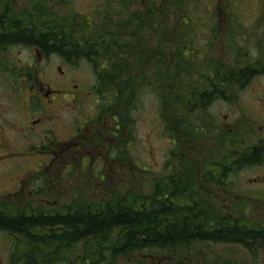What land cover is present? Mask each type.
Returning <instances> with one entry per match:
<instances>
[{"label":"trees","instance_id":"16d2710c","mask_svg":"<svg viewBox=\"0 0 264 264\" xmlns=\"http://www.w3.org/2000/svg\"><path fill=\"white\" fill-rule=\"evenodd\" d=\"M193 1L151 0L150 9L135 10L126 16L120 9L127 10L128 5L114 0L104 8L100 20L93 24L84 23L76 28L72 21L71 27L54 26L38 18L39 26L27 19L23 31L0 35V52L9 46L37 47L46 54L55 53L70 62L85 60L95 73L92 90L101 99L100 112L118 119L122 114L127 133L133 129V113L138 110L141 96L145 92L155 95L159 103V119L165 134L174 144L170 156H174L172 165L167 158L164 167L169 170L171 166L172 175L155 179L156 191L151 198L150 195L115 192L111 194L105 210L97 207L91 211L92 214L106 215L61 219L68 231L55 237L57 246L27 250L11 264H76L70 257V251L64 249L72 240L78 241L98 234L99 230L110 232L119 227L123 237L118 243L123 242V249L106 252L108 261L101 264H111L118 257L136 251L172 253L178 245H184L181 241L186 242L190 249L196 242H209L264 250L263 231L228 226L217 215L221 214L219 206L199 200L197 193L190 190L199 179L219 178L221 181L225 176L209 172L206 167L196 168L186 161L184 152L189 147L194 153L197 145L205 143L206 135L218 131L215 120L207 114V109L216 100L233 104L239 88L243 89L253 79L264 76V48L259 47L255 59L249 58L241 48L235 51L229 48L243 67L234 69L216 64L212 61L211 52L209 54L194 46L196 38L207 35L199 29L196 31V27L204 26L209 30L208 35L215 38L217 27H211L209 22L213 20L216 23L215 18H209V9L203 14L196 11L191 7ZM170 5L174 7L173 17L178 14L177 22L172 26L165 19V10L172 11ZM233 19L231 16L230 20ZM260 34L264 37V29ZM245 149L236 152V173L264 160L263 144ZM218 158L219 152L206 155L209 162ZM165 183H169L171 189ZM185 187L189 189L188 198ZM77 214L90 213L83 212L81 208ZM0 220L1 227L14 232L28 231V226L31 231V226L41 223L47 225L46 221L36 218L7 221L2 217ZM25 236L29 241L39 242L30 235ZM82 251L81 256L86 255L87 252ZM144 263L141 261L140 264Z\"/></svg>","mask_w":264,"mask_h":264},{"label":"flooded vegetation","instance_id":"af4514ba","mask_svg":"<svg viewBox=\"0 0 264 264\" xmlns=\"http://www.w3.org/2000/svg\"><path fill=\"white\" fill-rule=\"evenodd\" d=\"M19 1L22 9L27 6L23 0ZM13 2L14 0H0V35L10 32L9 25L12 22H8L7 18L13 10H17L13 7ZM41 8L46 10L45 5ZM14 23L15 27L11 33L17 30L23 31L21 29L24 26L23 20L16 19ZM13 47L17 46L7 47L1 52V56L8 57L9 54L12 56ZM32 49L36 54L37 64H39L38 61L59 56L55 53L46 54L37 47ZM65 59L62 57L61 60L65 62ZM30 67L33 69L32 76L27 75V81L18 87L20 94L27 93V98L4 107L1 104L5 103L0 102V116L4 113L20 112L19 121L17 125H13L12 130L8 122V128H3L0 124V184L2 185L0 187V218L3 217L7 221L17 218H36L47 222V225L41 223L42 225L31 226V231L29 226L28 231L21 229L19 232L0 226V233L5 232L9 235L13 246L17 240L21 239L17 250L22 251L57 246L55 237L68 231L66 224L60 221L61 219L69 217L73 219L77 216L103 217L106 214H92V204L98 203L101 205L99 207L105 210V205L109 204V199L115 192L139 196L141 191L135 190V186L140 185V177H143L139 174L138 164L136 165L133 161L136 159L135 156L128 157L129 146L134 137L125 131L122 116L118 119L117 116L101 113L100 98H94L92 109L84 110L80 116L76 115L80 110L79 105H75L76 100L79 101L84 96L89 98L87 94L82 95L85 90L79 94L78 91H81L79 85L73 84L76 79L69 77L67 72H63L58 67L57 73L50 76L52 80L44 81L42 78L45 74L40 77L38 66ZM16 70L22 69L16 65ZM251 86L252 84L249 83L241 89L244 92L243 97L238 98L236 94L234 103L237 107L228 103L231 115L214 119L217 132L206 135L203 141L205 143L197 145L194 153L190 152L189 147L184 150L186 161L195 165L196 168L206 167L208 171H215V174L225 176L221 181L219 178L199 179L190 190L197 193L199 200H205L207 203L219 206V209L222 208L221 214L217 215L225 220L228 226L236 225L246 231H254L255 227L260 226L253 228L247 222L245 223L243 220L245 214L236 208L240 207L244 211L248 207L237 203L244 200L246 203L264 204V160L242 170L257 171L255 178L239 183L236 179L239 173L235 172L238 143L242 148L251 149L264 145V93L263 97L255 100L260 108L250 109L242 104L245 97L254 98L256 92L260 90L255 87L250 88ZM80 106H84V103ZM63 112L70 117L64 121V126L60 123ZM241 114L242 118H239ZM14 135L17 136L15 142ZM173 147L174 144L171 143V149ZM209 152H219L218 160L209 162L206 159ZM28 159L34 161L33 169L26 170L20 177L10 182L7 171H21V167H16L21 161ZM165 170L172 175L171 166L169 170ZM155 174L157 171L153 168V171H149L148 177H154ZM155 179V177L152 179L151 195H154L156 191ZM165 185L171 189L169 183ZM184 191H187L188 198L189 189L185 187ZM81 208L83 212L90 214H77ZM251 212L254 214L252 217H256V214H264V205L262 209ZM121 230L120 227L110 232H105L106 230L103 229L99 230L100 234L89 235L85 239L78 241L70 239L71 242L64 249L70 251V257L76 264L82 262L101 264L108 261L106 252L123 249V242L118 243L123 237ZM25 235H30L39 242L29 241ZM181 242L184 245L176 247L182 252L181 258L176 259L173 252L167 256H151L150 260L158 264H208L210 262V259L205 261L208 255L199 252V249L195 251L194 246L189 249L186 242ZM199 243L217 245L209 242ZM240 247L248 251L244 246ZM82 250L87 252L86 255L81 256Z\"/></svg>","mask_w":264,"mask_h":264},{"label":"rangeland","instance_id":"374dc122","mask_svg":"<svg viewBox=\"0 0 264 264\" xmlns=\"http://www.w3.org/2000/svg\"><path fill=\"white\" fill-rule=\"evenodd\" d=\"M23 1L26 2L27 6L22 9L21 2L19 0H14L13 7L17 10H13V13L7 18L8 22H14L16 19L26 20L28 15L33 13L41 15L40 9L42 5H45L46 9H48L50 13L52 12L61 17H67L69 15L73 16L76 14L77 21H79V18H88L89 20L92 19L91 22H94L98 21L101 17L99 8L101 5L100 0H65L66 4H61L60 6L56 5V2L61 0ZM124 1L125 4L128 5V11L121 8L120 12H124L126 16L134 10H143L142 5L140 4H143L148 9L150 8L149 0ZM217 1L212 2V0H200L199 3L193 1L191 7H195L194 9L201 14L205 11L208 12L206 9H209V18H215V21L217 20L220 23L216 25L217 22L214 23L213 20L209 21L211 23V27H217L214 32L215 38H210V35H206L204 38H196L197 42L194 43V46L201 48L202 51H208L209 54L211 52L213 56L212 61L216 62V64H224L226 66H231L234 69L236 66L243 67L241 64L237 63L235 54L229 52V48H234V50L241 48L244 52L248 53L247 56L249 58L256 57L259 47L264 48V37L263 34H260V31L264 29L263 23L261 22V20L264 22V7L260 4V0H219L218 3ZM169 7L172 11H169L168 9L165 10V19H167L168 25L172 26L173 23L177 22L178 14L173 17V14L175 15L174 7L172 5ZM213 11H215L214 14ZM231 16H233L234 19L228 22L226 19L230 20ZM79 27L81 26H77L76 28ZM199 28L203 33L208 34V29L202 26L196 27L195 30L197 31ZM28 49H30V47H13L11 49L14 53L12 56H10V54L8 57L0 56V102L5 103L1 104L3 107L14 104L15 101L27 98V93H24L25 95L23 93L20 94L18 87H21V84H24L28 77L32 76L31 73L33 72V69L30 66L34 63L35 66H38L37 69L39 75L42 76L45 74V81L52 80L50 76H53L55 71H57V68L60 67L64 72H67L69 77L76 79L73 84L79 85V89L81 90L78 91L79 94H82L85 90L82 95L84 96L87 94L89 98L84 96L79 101L76 100L75 105H79L80 108L76 115L80 116V113H83L84 110L89 111L93 108L91 106H93V103L95 102V96L92 88L95 84V73L87 62L82 60L77 61V63H71L66 59L64 62L59 60L61 56H55L49 60L38 61L39 64H37V58L35 57L36 54L34 50ZM13 65H17L22 70H16V66L14 67ZM28 65L30 69L27 67ZM27 75L29 76L27 77ZM251 82L252 86L250 88L255 87L260 88V90L256 92L257 94L254 98L245 97L242 104L250 109L252 107L260 108L259 104L255 100L258 97H263L264 76L253 79ZM194 85H196V83H194ZM239 89V92L237 89V97L241 98L243 97L244 92L241 91V88ZM82 103H84V106H80ZM158 104L159 103L155 95L145 92L140 98L138 110L133 113V129L130 133L134 139L129 146L128 157L134 158L135 156L136 159L133 161L136 165L138 164L139 174L143 176L140 177V185L135 186V190L141 191L140 195L151 194L153 192L150 190L152 179L154 177L159 178L166 173L164 165L167 160V154L170 151L171 141L165 134L164 125L159 119ZM233 104L237 107L235 103ZM228 105L229 104L224 100H216L213 105L207 109V114L209 117L214 119H221L223 115H231ZM121 116L123 115L121 114ZM19 117V111L14 114L4 113L0 116V124L3 128H8V122L12 130L14 128L13 125H17ZM239 118H242V114ZM68 119H70L68 115L64 112L61 113L60 123L62 126L65 125L64 121ZM15 137L17 136L14 135V142L17 140ZM173 157L170 158L171 165ZM34 166L35 163L32 159L21 161L19 166L16 168L21 167L22 170H14L12 172L7 171V177L10 182H12V179L20 177L26 170H31ZM8 167L10 166L8 165ZM153 168L157 171V174H155L154 177H148V175H146L147 171H153ZM256 173L257 171L253 170L244 172L240 174L237 181L240 183L255 178ZM259 173H261V171ZM1 186L2 185L0 184V187ZM237 204L248 207V209H244V211L240 207L236 208L243 212L247 219L252 221L248 222V220L244 218L245 223L247 222L249 226L257 225L264 229V214H256V217H252L254 214L251 212L253 210L258 211V209H262V205H264L263 203H246L242 200ZM20 241L21 239L17 240L13 246V243L9 239V235L5 234V232L0 233V264H11L12 261H16L18 259L19 255L27 253V251L17 250ZM194 249L195 251L199 249V252L208 255L209 258H219V261H210L208 264H264V251L262 250L251 253L240 246L230 245L226 247H215L214 245L201 243H196L194 245ZM81 254H83V252H81ZM151 254L158 256L170 255L145 250L141 253L142 260L148 261L145 260L144 257H149ZM174 255L176 259L181 258L182 252L180 251V248L175 250ZM117 262H121L120 258H117L116 261L113 260L111 264H117ZM147 263L149 264V262ZM120 264L131 263H129V259L125 258V260Z\"/></svg>","mask_w":264,"mask_h":264}]
</instances>
